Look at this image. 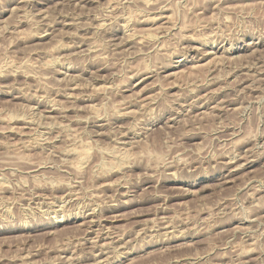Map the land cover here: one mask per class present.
<instances>
[{"label":"rangeland","instance_id":"rangeland-1","mask_svg":"<svg viewBox=\"0 0 264 264\" xmlns=\"http://www.w3.org/2000/svg\"><path fill=\"white\" fill-rule=\"evenodd\" d=\"M0 264H264V0H0Z\"/></svg>","mask_w":264,"mask_h":264},{"label":"bare ground","instance_id":"bare-ground-1","mask_svg":"<svg viewBox=\"0 0 264 264\" xmlns=\"http://www.w3.org/2000/svg\"><path fill=\"white\" fill-rule=\"evenodd\" d=\"M206 54V53H205ZM198 57V56H197ZM117 153V152H116ZM118 156V155H117ZM114 157H115V155H114ZM122 157V156H121ZM126 157V156H125ZM117 158V157H116ZM124 157H122V159H123ZM232 162V161H231ZM238 167V166H237ZM91 214V213H90ZM86 217V216H85ZM87 222V221H86ZM96 223V222H95Z\"/></svg>","mask_w":264,"mask_h":264}]
</instances>
